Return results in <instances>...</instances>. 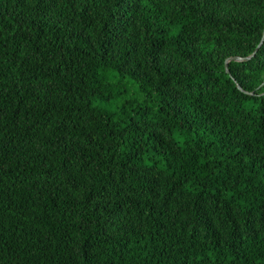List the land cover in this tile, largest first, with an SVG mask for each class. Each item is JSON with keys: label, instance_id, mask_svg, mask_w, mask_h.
<instances>
[{"label": "trees", "instance_id": "obj_1", "mask_svg": "<svg viewBox=\"0 0 264 264\" xmlns=\"http://www.w3.org/2000/svg\"><path fill=\"white\" fill-rule=\"evenodd\" d=\"M263 33L264 0H0V264H264V43L225 66Z\"/></svg>", "mask_w": 264, "mask_h": 264}, {"label": "water", "instance_id": "obj_2", "mask_svg": "<svg viewBox=\"0 0 264 264\" xmlns=\"http://www.w3.org/2000/svg\"><path fill=\"white\" fill-rule=\"evenodd\" d=\"M263 43H264V33H263V37H262L260 43L258 44V46L256 47V49L253 51L252 54H250L248 56H244V57L243 56H231V57H228L226 59V61H225L226 71L230 72L229 71V63L231 61H247V60H250L251 58H253L256 55V53L258 52V50L261 48ZM237 86L239 87V89H241V90H243V91H245L247 93H252V92L244 90L243 87L239 83H237Z\"/></svg>", "mask_w": 264, "mask_h": 264}]
</instances>
